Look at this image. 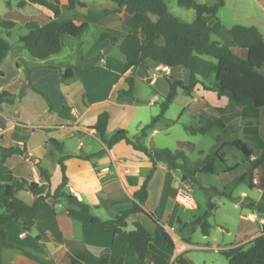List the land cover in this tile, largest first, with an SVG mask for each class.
I'll return each mask as SVG.
<instances>
[{
    "label": "rangeland",
    "instance_id": "374dc122",
    "mask_svg": "<svg viewBox=\"0 0 264 264\" xmlns=\"http://www.w3.org/2000/svg\"><path fill=\"white\" fill-rule=\"evenodd\" d=\"M59 1L60 21L74 19L81 22L89 17L90 27L80 38L65 36L63 51L55 54L48 61H40L29 53L20 39L29 33L30 24L42 25L48 22L53 15L52 11L37 3L28 2L24 7H19V0H0V88L10 90L13 99L12 102H0V124L4 122L11 126L14 121L16 128H22L20 134L16 132L12 136V141L18 142V139L24 138L28 140L30 149L41 154L43 165L51 173L49 185L51 189L58 186L61 169L58 163L60 154L55 145L45 141L48 135L63 141L66 151H79L82 142L83 150L87 147L94 150L88 154L89 156L109 155L111 160L108 161V165L111 171L106 172L109 177H118V172L133 177L138 169L146 176L151 164L144 153L135 150L131 143L122 140L112 147L114 148L112 155L110 152L112 148H109L99 137H95L90 127L97 121L98 114L106 110L110 114L106 138H110L118 129H126L129 139L135 140L140 135L141 128L159 114L160 105L169 92L170 76L165 75L164 70L157 66L151 69V75L154 73L158 76L155 82H152L154 77L144 78L138 74L139 70L134 76L132 96L122 93V90L129 87L125 76L123 77V73L127 70L126 60L117 45H110L106 49L104 39H98V36L105 27H111L110 29L122 38L128 32L137 30L138 22L119 10L113 0H77L85 3L86 6H76L75 9L70 8L69 0ZM215 1L201 0L211 4ZM166 2L169 10L179 18L187 21L195 18L193 8L182 6L177 0H166ZM253 2L254 0H225L217 17L208 16V22L213 28L212 38L231 47L228 29L234 24L259 26L264 33V10L256 8ZM6 21H13L14 25L4 26L2 23ZM96 40L98 41L95 42ZM80 57L86 60L84 64L89 67H101V72H84L80 67L82 63ZM53 64L56 66L48 68ZM68 66H74L75 75L63 80L60 74ZM148 71L147 69V75ZM141 73L144 75L143 71ZM129 74L131 73L127 75ZM172 75L175 79L189 82V72L181 66L173 68ZM35 84L43 91L42 93L33 89ZM204 90L206 89L203 86H197L192 95L179 90L164 117L157 122L153 130L149 131L148 136L141 140L150 150L182 149L187 155V165L184 170L175 169L167 162H157V168H161L155 173L151 185H148L149 198L144 204L152 212L158 209V215L168 225L167 228L175 239L176 247L187 244V247L181 251H173L169 264H229L221 250L235 245L247 247L264 228V192L261 193L256 186H252L256 176L260 177L264 184V162L259 165L261 168L258 172L256 162L250 161L249 157L232 144L234 140H242L254 152L253 161L261 158L264 149L260 148L254 139L255 130L252 128L251 117L245 113L234 126L226 128L216 126L206 133L192 134L185 128L186 125H199L201 116L209 119L217 117L212 109L207 108V103L218 102L217 94ZM85 95L90 100V107L80 123V110L78 108L75 113L73 107H79L81 101H87ZM203 95L206 96L204 99H202ZM153 97H157L155 102L151 101ZM75 101V104L69 106ZM64 105L69 106L71 111L61 114L55 110ZM260 120L261 134L264 138V108L260 113ZM179 141L187 143L180 145ZM188 143H192L194 147ZM16 147L24 154L25 148ZM206 157L216 159L213 173L201 171L202 165L198 163ZM104 163L106 161L102 164ZM102 164H96V167L99 169ZM26 165L29 174L35 178V174L32 173V167H35L33 161L27 159ZM90 168L91 164L88 162L83 164L70 162V172L82 170L74 179L82 188L84 192L82 196L88 204H91L90 200H93L98 192L94 182L99 183ZM255 171L258 172L257 175ZM186 186L189 187L196 201V207L187 208L177 201L178 190ZM213 187L226 189L237 199L231 201L225 195L216 193ZM169 188L172 195L171 203L182 210V222L185 221V224L182 222L168 224ZM243 191L247 192L250 199L262 204L257 205L255 209L250 208V200L242 196ZM209 199L216 207L209 218L211 224L209 234L205 235L202 227L194 225L192 220L208 210ZM93 211L102 219L109 218L104 208ZM135 220L144 223L150 229L155 227L149 217L140 215ZM76 223L78 230H82L81 224L77 221ZM129 227H132L131 223ZM116 239L119 244V256L126 254L127 263L141 264L130 248H126V253L123 252L120 240L117 237ZM34 245L42 247L38 243ZM5 263H14L7 252Z\"/></svg>",
    "mask_w": 264,
    "mask_h": 264
},
{
    "label": "trees",
    "instance_id": "16d2710c",
    "mask_svg": "<svg viewBox=\"0 0 264 264\" xmlns=\"http://www.w3.org/2000/svg\"><path fill=\"white\" fill-rule=\"evenodd\" d=\"M118 9L126 16L138 22V29L128 32L119 38L110 28L106 30L110 43L117 44L121 54L126 60L127 69L144 67L148 62H157L169 67H184L190 72V79L185 83L182 79L169 77V92L160 105V112L141 128L140 135L135 140H130L126 129H118L110 137L106 138L110 114L102 111L97 117L96 123L90 127L92 134L99 137L105 144L112 148L124 140L131 143L135 150L144 153L150 161L151 168L141 186L133 192V198L129 203L109 220H102L92 211V206L67 189L68 176L64 160L69 155H64L63 142L51 137L48 142L53 143L60 155L58 162L62 173L61 182L52 191L47 188L50 185L51 173L41 164L35 163L37 171L46 180L45 183L31 181L12 176L10 173L0 174V264H5L1 253L4 248H21L11 243L5 224L13 220L22 222L24 229L30 231L36 222V216L48 205V199H63L65 211L75 221L79 222L83 229L93 223L111 225L115 234L120 239L123 249L130 248L132 254L137 256L141 264H169L175 248L174 240L162 223L157 219L155 212L146 211L144 204L149 197L148 185L157 169V162L169 163L178 170H184L187 165V155L184 150L173 151L169 148L150 150L141 140L147 137L157 122L164 117L169 106L177 96L179 90L192 95L198 84L206 90L214 91L218 97H227L233 106H240L254 114H258L264 107V37L255 25L234 24L228 29L235 47L223 45L212 38V26L207 20V15L217 17L225 0H216L213 4L201 2V0H177L185 7L195 10V18L187 21L179 18L169 10L166 0H113ZM28 2L37 3L47 7L53 13L51 19L42 24H30L28 34L21 37V42L29 53L37 60H47L64 49V37L80 38L90 27V18L79 22L74 19L60 21L61 8L59 0H19L18 6L24 7ZM70 8L84 7L85 3L77 0H69ZM12 27L13 21L2 23ZM80 66L86 71L99 72L98 67H89L84 64L86 60L80 57ZM257 68L259 70H257ZM74 66L66 67L62 72L63 80L74 77ZM135 73L125 76L129 87L122 90L127 96H132L135 83ZM213 78V79H212ZM33 89L41 92L33 85ZM12 102V94L7 89H0V102ZM71 111L69 106L61 107L58 112L64 114ZM3 126L4 124L1 123ZM224 127L221 117L209 119L201 116L199 125H186L185 128L192 134L206 133L210 129ZM261 144L260 139L256 137ZM184 141H179L183 145ZM192 147V143H188ZM245 156L250 157L253 152L242 140L232 142ZM264 149V145L261 144ZM14 153H22L18 147L5 148L0 145L1 159L4 161ZM92 156V155H91ZM91 156H85L90 158ZM222 158L220 154H217ZM215 158L206 157L198 163L202 165L201 171L213 173ZM264 162V152L258 158L256 165ZM199 166V165H198ZM213 189L218 194L225 195L231 201L237 197L226 189ZM20 190H27L35 195V200L29 204L17 196ZM105 204L106 202L103 201ZM262 202L249 201V207L255 209ZM107 206V205H106ZM215 204L208 200V210L193 218L194 225H200L202 232L207 235L210 230L209 218L213 214ZM261 209V208H259ZM137 213L146 214L155 223V229L151 231L140 221L133 222L134 229L127 230L128 219ZM178 207L174 206L170 220L176 219ZM229 264H264V228L255 236L248 246L235 245L221 250ZM80 260L71 258V264H126L123 257L115 259L109 252L100 257L89 251L79 254Z\"/></svg>",
    "mask_w": 264,
    "mask_h": 264
},
{
    "label": "crops",
    "instance_id": "0c3cea01",
    "mask_svg": "<svg viewBox=\"0 0 264 264\" xmlns=\"http://www.w3.org/2000/svg\"><path fill=\"white\" fill-rule=\"evenodd\" d=\"M253 3L255 4L256 8H259L260 10H264V0H254ZM208 16H211V15H207V20H208ZM260 21H263V20L260 19ZM257 27L259 28V26ZM109 28L111 27H105L103 32L100 33L98 36V39H104L103 40L104 45H105L104 48L106 49L109 48L110 45H113L110 43V39L107 37L109 33H106V30ZM259 30L262 32L263 37H264V33L261 30V28H259ZM212 33H213V28H212ZM97 41L98 40H96L95 42ZM229 43L231 47L235 46V43L233 42L232 38H231V42ZM104 48H101V50L102 49L104 50ZM52 57H50L47 60H40V61H48ZM54 66L56 65L55 64L49 65L48 68H51ZM157 66L160 67L164 65L151 61V62H148L147 65H145L144 67H137L134 69L128 68L123 73V77L126 76L128 73H132V72L136 73L137 71L140 70L141 72L142 71L144 72V75H142L140 71L139 73L138 72L137 73L143 76L144 78L154 77L157 79L158 76L156 74L153 73V75H151L152 73L151 69ZM169 68H170V74H166L165 72L164 74L169 75L171 78H174L172 75V70L173 68H176V67H169ZM147 69L149 70L148 75H147ZM99 70L100 71L96 73L101 72V67H99ZM83 71L88 73V72H91L92 70L86 71L83 68ZM32 72L33 70L30 73L31 79H32ZM187 72L189 71L187 70ZM189 79H190V72H189ZM35 86L37 87L36 84ZM198 86H202V85L198 84ZM3 89H6V88H3ZM204 91L210 92L211 90H204ZM85 96L86 98L88 97L87 95ZM205 97L206 96L203 95L202 99H204ZM217 98H218V102L216 104L207 103V108H210L213 110V114L217 116L215 118L221 117L223 119L224 125H225L224 128L234 126L235 122L239 121V119H242L243 115L246 113L247 115L251 117V121L253 123L252 128L255 130L254 139L259 144L260 148H263L261 144L264 145V138L261 134L262 123L260 120V113L264 107L260 109L258 114H254L244 108H240V106H233L230 103L229 99L225 96L223 97L217 96ZM224 98H227V100L226 99L224 100ZM76 101L71 102L69 106H71L72 104H75ZM197 101H200V100L197 99ZM222 102L223 104H221ZM89 107H90V100L88 98H87V101H81L79 103V107L77 106L73 107V111L75 113H76V110H78V108L80 110V113H81L79 116L80 123L82 122L84 115L88 112ZM57 109L59 108H55L56 111H58ZM1 123H3L4 126L0 124L2 127V132L0 133V145L5 148L20 146L21 148H25V151H24V154L14 153L8 156L4 161L1 159V155H0V174L10 173L12 176L24 178L28 180L29 182L35 180L41 184L45 183L46 180L39 174L36 166L32 167L33 168L32 173L35 174V178H33V176L29 174L30 172L28 171V168L26 165L27 159L32 160L34 165L38 161H40L41 164H43L41 154H39L35 150L30 149L28 146V140H25L24 138L18 139V142L12 141V136H14L16 132H19L20 134L22 132V128L21 127L16 128L14 121L12 122L13 124H11V126H8V124L6 125V123L4 122H1ZM16 123L19 124L18 122ZM256 137L260 139L261 144L258 142ZM50 138L51 137L49 135L46 136L45 138L46 143H50L48 142ZM83 146L84 144L80 142L79 151H66L64 150V142H63V150H64L63 154L69 155L64 160V163L66 165V173L69 178L67 189L69 192L76 194L80 200L84 201V198L82 196L84 195L83 194L84 192L74 179L75 176L80 174L82 170L80 169V170H77L76 172H70V162L76 161L78 164H83L85 162L90 163L91 171L94 172V175L99 180V183L97 182L95 183L93 181L94 187L98 190V192L95 194L94 199L90 200L92 211L94 209H96L97 211H100L101 208H104L109 218L102 219L98 215L97 216L102 220L112 219L119 212L120 209H122L124 206H126L129 203V199L133 198V192L141 186V184L143 183L145 179V175H143L140 169H138V172L136 171L135 173L136 175L133 177H129L126 174H121L120 172L117 173L118 177L117 176L109 177L108 174H106V172L111 171L110 166L108 165V161L111 160L110 156L109 155L99 156V157L91 156L90 158L87 159L85 158V156L88 155L89 153H92L94 150H92L91 147H87L85 148V150H83L84 149ZM110 152L112 155H114L113 154L114 148L110 149ZM20 155H23L24 157H21ZM254 157H255V154L253 152V154L249 157V160L252 162H257L258 159H256V161H253ZM104 161H106L107 164L106 163L102 164ZM96 164H102V165H100L98 169L96 167ZM256 166H258L256 170H258L259 172L261 166L259 165H256ZM107 167L109 169H105ZM135 167L139 168L137 166ZM160 168L161 167H158L155 170L153 177L151 178L149 182V185H151L155 177V173ZM258 172L255 171V174L257 175ZM61 179H62V173H61ZM252 183H253L252 186H256L257 190H259L261 193L264 192V184H262L260 177L256 176V178L253 179ZM49 188L51 189V187H48L47 190ZM170 188L167 194L168 195L167 201L168 203H170V212L168 214V224L174 225L176 223L182 222V210L178 209L176 219L173 221L170 220L171 212L175 206L174 204L171 203L172 195H171ZM51 190L53 191L54 189H51ZM17 196L29 204H31L35 200V195L27 190H20L19 192H17ZM242 196L245 199L252 200L249 198V195L247 194V192L243 191ZM103 201H105L106 203L104 204ZM144 208L146 211L148 212L150 211L145 206ZM154 212L156 214L157 219L162 223V225L169 232V229L167 228L168 225H166V223H164V220L158 215V209ZM140 215L144 217H148L146 214H143V213H137L135 215H131L128 219V226L126 227L127 230L134 229L133 222L137 221L135 220V218ZM129 223H131L132 225L131 228L129 227ZM182 223L185 224L186 222L184 221ZM154 226H155V223H154ZM5 228L8 232L9 241L15 245L20 246L21 248L2 249L1 253L3 255L4 262L6 261V252H7V254H10V257H12V259L14 260L13 264H71L70 262L71 258L80 260L79 254L85 251H89L97 257H100L106 252H109L115 259H119L123 257L125 260V263L129 264L126 262L127 258H126L125 253L127 252L126 251L127 249L124 250L123 246H122V249H123V252H125L124 253L125 256H119L120 255L119 244L117 243V239H116V237L118 238V236L115 234L113 226L103 225L100 223H93L89 225L87 228L79 231L76 221L72 217H70L68 213L65 211V201L63 199L49 198L48 205L36 216L35 225L30 231L25 230L22 222L18 220H13L11 222L6 223ZM154 229H150V230L153 231ZM109 235L111 238H109ZM173 240H174V245H175V239L173 238ZM37 243L39 245L41 244L42 247L41 246L38 247L34 245ZM33 247L36 249H34ZM186 247H187V244L180 245L179 247H176L175 245L174 252L175 251L179 252ZM32 249H34V251Z\"/></svg>",
    "mask_w": 264,
    "mask_h": 264
},
{
    "label": "built area",
    "instance_id": "2783aa9c",
    "mask_svg": "<svg viewBox=\"0 0 264 264\" xmlns=\"http://www.w3.org/2000/svg\"><path fill=\"white\" fill-rule=\"evenodd\" d=\"M166 74H170V68L169 66H160ZM156 78H153L152 82H155ZM157 100V97H154L151 99L152 102H155ZM0 132H2V127L0 126ZM105 169H109L108 167ZM76 195V194H74ZM77 196V195H76ZM177 201L184 207L187 208H193L196 207V201L193 198V195L189 189V187H182L177 192Z\"/></svg>",
    "mask_w": 264,
    "mask_h": 264
},
{
    "label": "water",
    "instance_id": "95a60500",
    "mask_svg": "<svg viewBox=\"0 0 264 264\" xmlns=\"http://www.w3.org/2000/svg\"><path fill=\"white\" fill-rule=\"evenodd\" d=\"M257 70H259V69L257 68Z\"/></svg>",
    "mask_w": 264,
    "mask_h": 264
}]
</instances>
